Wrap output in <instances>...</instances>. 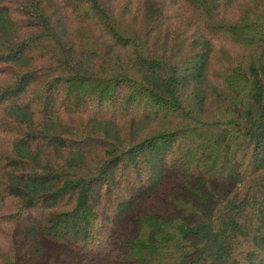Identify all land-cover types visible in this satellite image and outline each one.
I'll list each match as a JSON object with an SVG mask.
<instances>
[{"label":"trees","instance_id":"obj_1","mask_svg":"<svg viewBox=\"0 0 264 264\" xmlns=\"http://www.w3.org/2000/svg\"><path fill=\"white\" fill-rule=\"evenodd\" d=\"M0 264H264V0H0Z\"/></svg>","mask_w":264,"mask_h":264}]
</instances>
